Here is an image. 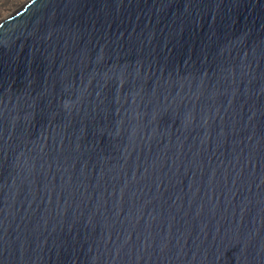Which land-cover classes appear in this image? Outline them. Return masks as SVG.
I'll use <instances>...</instances> for the list:
<instances>
[{
    "label": "water",
    "instance_id": "water-1",
    "mask_svg": "<svg viewBox=\"0 0 264 264\" xmlns=\"http://www.w3.org/2000/svg\"><path fill=\"white\" fill-rule=\"evenodd\" d=\"M0 264H264V0L2 23Z\"/></svg>",
    "mask_w": 264,
    "mask_h": 264
},
{
    "label": "rangeland",
    "instance_id": "rangeland-1",
    "mask_svg": "<svg viewBox=\"0 0 264 264\" xmlns=\"http://www.w3.org/2000/svg\"><path fill=\"white\" fill-rule=\"evenodd\" d=\"M30 0H9L7 4L0 6V22L16 12L22 5Z\"/></svg>",
    "mask_w": 264,
    "mask_h": 264
},
{
    "label": "bare ground",
    "instance_id": "bare-ground-1",
    "mask_svg": "<svg viewBox=\"0 0 264 264\" xmlns=\"http://www.w3.org/2000/svg\"><path fill=\"white\" fill-rule=\"evenodd\" d=\"M9 0H0V6L1 5H5L7 4ZM34 0H30L28 1L27 3H25L24 5H22L16 12H14L12 15H10L8 18L4 19L3 21L0 22V25L2 23H4L5 21L9 20V19H12L15 15L19 14L20 12H22L24 10V8L31 2H33Z\"/></svg>",
    "mask_w": 264,
    "mask_h": 264
}]
</instances>
